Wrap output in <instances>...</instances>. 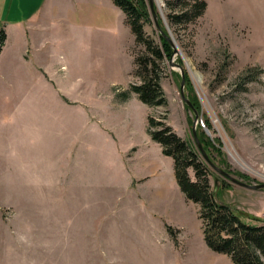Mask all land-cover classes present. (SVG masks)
<instances>
[{"label": "rangeland", "instance_id": "rangeland-1", "mask_svg": "<svg viewBox=\"0 0 264 264\" xmlns=\"http://www.w3.org/2000/svg\"><path fill=\"white\" fill-rule=\"evenodd\" d=\"M206 1L195 22L171 25L166 0H155L179 49L162 58L136 41L125 13L107 0H75L66 18L55 7L48 30L67 58L27 50L31 65L12 68L35 77L0 85V264H235L206 243L199 204L181 190L173 158L148 127L149 116L165 122L208 162L196 121L214 164L264 183V0ZM41 2L25 1L24 11L31 17ZM18 3L0 0V31L17 18ZM144 29L162 48L153 15ZM16 40L8 43L15 56ZM171 58L185 70L190 105ZM152 60L166 99L157 105L132 89ZM5 69L1 63L0 75ZM34 86L55 92L40 104L54 101L53 113L31 111ZM210 168L220 201L264 217V187Z\"/></svg>", "mask_w": 264, "mask_h": 264}, {"label": "trees", "instance_id": "trees-1", "mask_svg": "<svg viewBox=\"0 0 264 264\" xmlns=\"http://www.w3.org/2000/svg\"><path fill=\"white\" fill-rule=\"evenodd\" d=\"M126 15V20L135 34L136 41L162 58L172 56L173 46L159 27L168 32L164 21L159 17L157 34L161 47L154 46V40L148 36L144 24L152 19L149 0H113ZM167 18L171 25L195 22L206 11V0H166ZM4 30L0 31V49L5 41ZM149 75L141 84H133L132 89L140 99L149 105L166 101L157 78L152 60ZM149 132L153 140L162 146L165 155L174 160L175 175L181 190L192 201L199 204V218L202 221L206 243L215 251L226 253L235 264H264V217L246 214L214 195L211 184L212 170L208 162L190 143L178 135L170 125L155 117H148ZM204 144V141L201 140ZM194 171V178L189 169ZM251 217L256 223L245 220Z\"/></svg>", "mask_w": 264, "mask_h": 264}, {"label": "crops", "instance_id": "crops-1", "mask_svg": "<svg viewBox=\"0 0 264 264\" xmlns=\"http://www.w3.org/2000/svg\"><path fill=\"white\" fill-rule=\"evenodd\" d=\"M18 1V6L16 9V13L13 15L14 17H17L16 19H13L12 21H8V25L10 28L6 26L7 29H4L5 32V41L0 49V64L2 63V67H5L6 69L4 70L5 72L0 75V85L6 82V80H32L34 77L32 74L29 75V77L26 76V79L23 78V76L20 73H16V70L13 69L12 67L15 65V68H18L16 66H24V65H31V63L26 60V55L25 51L27 50H32L34 54H37L40 50H46L49 55L52 56L53 58H56L59 61L65 60L67 58V55L64 53H59L58 50L56 49L55 43L58 40L57 34L55 32L49 31L48 30V23L54 22V20H51V16L55 10L56 6H60L59 9H61L60 15L65 16V18L71 15V12L75 11L72 6V2L75 0H42V4L40 7L38 6L39 10L38 13H35L30 17L29 13L25 12L24 10V2L29 1V0H12V2ZM62 2V3H60ZM112 6L116 7L118 10H116V13L118 16L120 15V12L124 15V12L122 9H120L113 0H107ZM12 6L10 7L9 10V17L11 16L12 12ZM21 16L24 17H30L28 19H21ZM33 16H36L33 18ZM120 18V17H119ZM45 27V28H44ZM15 35L17 40L16 43L17 45H13V48L17 50V56L14 55L13 52H10L9 50V38L11 40L12 35ZM43 43L42 46H40ZM70 44V42H68ZM10 52V53H9ZM10 55V57H8ZM13 56V57H12ZM55 56V57H54ZM65 63V61L63 62ZM67 63V61H66ZM21 69V68H20ZM8 70H13V72H8ZM47 71L51 73V70L48 68ZM0 72H2L0 70ZM37 78V77H36ZM35 80L33 81H36ZM32 82V81H31ZM33 88V89H32ZM30 89V93L32 91L34 97L36 98L33 107L30 108L31 111L34 112H46L47 114L53 113L55 103L54 101L52 102L50 99V103L47 102L44 107L41 106V97L44 99L46 98H52L55 92H53L52 89H47L46 91H40L37 89H34L32 87ZM13 92V90H11ZM47 101V100H46ZM32 106V105H31ZM62 111L65 110V105H62ZM38 114V113H37ZM30 118L37 123L38 117L37 115H32Z\"/></svg>", "mask_w": 264, "mask_h": 264}, {"label": "water", "instance_id": "water-1", "mask_svg": "<svg viewBox=\"0 0 264 264\" xmlns=\"http://www.w3.org/2000/svg\"><path fill=\"white\" fill-rule=\"evenodd\" d=\"M150 9H151V13L153 15V20H154L155 26L159 27V15H158V13L156 11V8H155V0H150ZM159 30H161V32L164 34V36L169 40V42L174 47V52L172 54V57L175 54L179 53V49L176 47L175 42H174V38L171 36V34L170 33H167V32H164L160 27H159ZM170 64L171 65H177L180 68V70H181V75H182L181 93H182V96L185 99V101L190 105V101L186 97L185 91H184V87H185V70H184L183 66H181L180 64L174 63V61L172 60V58L170 60ZM193 130H194V135H195V138L197 140V144H198L200 150L203 152L206 160L210 163V165L212 167H214L216 170H218L221 174H223L225 177H227L228 179H230L232 182H235V183L240 184L242 186H245V187H248V188H253V189L260 188V187H264V183H260V184H250V183H246V182H243L241 180H238L237 178L233 177L229 172L222 170L220 167H218L216 164H214L210 160V158L208 157V155H207V153H206V151H205V149L203 147L202 142L198 138L197 131H196V121L194 122ZM218 189H219V184H218V180H217V185H216L215 190H214V195L216 197H218L217 196Z\"/></svg>", "mask_w": 264, "mask_h": 264}, {"label": "bare ground", "instance_id": "bare-ground-1", "mask_svg": "<svg viewBox=\"0 0 264 264\" xmlns=\"http://www.w3.org/2000/svg\"><path fill=\"white\" fill-rule=\"evenodd\" d=\"M211 257V256H210ZM212 257H214V255L212 256ZM212 257H211V259H212ZM216 259V258H215ZM214 260V259H213ZM208 262V261H207ZM212 262V261H211ZM195 263V262H194Z\"/></svg>", "mask_w": 264, "mask_h": 264}]
</instances>
